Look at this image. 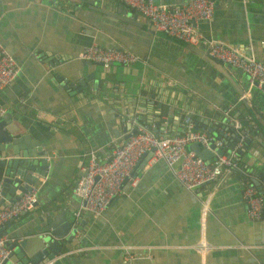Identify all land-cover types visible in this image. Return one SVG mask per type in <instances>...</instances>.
<instances>
[{"label": "crops", "instance_id": "0c3cea01", "mask_svg": "<svg viewBox=\"0 0 264 264\" xmlns=\"http://www.w3.org/2000/svg\"><path fill=\"white\" fill-rule=\"evenodd\" d=\"M196 28L203 42L178 40L120 0H0V43L19 65L0 90V109L10 111L16 132L38 142L33 150L50 154L40 168L46 176L35 179L34 205L0 228L6 246L63 212L79 228L60 238L52 264H264V203L260 217L250 218L241 196L245 184L264 189V88L240 98L246 75L208 58L206 47L219 41L264 61V0H216ZM90 42L138 59L93 63L80 56ZM183 113L207 122L201 125L222 148L242 132L237 168L189 189L163 159L144 154L131 171L134 184L125 181L99 214L81 208L74 215L80 197L73 186L88 151L105 155L137 123L178 131ZM42 153L19 157L36 158L34 168ZM0 159L1 178L12 162L7 154ZM13 192L9 183L0 206ZM199 241L208 247L198 250ZM126 246L135 254L128 260Z\"/></svg>", "mask_w": 264, "mask_h": 264}, {"label": "built area", "instance_id": "2783aa9c", "mask_svg": "<svg viewBox=\"0 0 264 264\" xmlns=\"http://www.w3.org/2000/svg\"><path fill=\"white\" fill-rule=\"evenodd\" d=\"M120 1L146 19L153 29L161 30L178 40L197 44L203 42V38L196 24L211 17L216 0H182L179 3L158 0ZM206 47L210 56L218 59L220 63L238 68L246 75L248 87L241 93L240 98H245L253 86L264 88V61L243 53L237 46L219 41L208 42ZM80 56L103 64L110 62L129 64L138 59L137 54L129 49L103 47L94 42L84 44ZM18 71L19 65L15 58L0 43V90L17 75ZM227 110L228 108L224 112ZM2 112L1 108L0 113ZM175 123L179 124V130L171 132L165 130L157 132L150 129V125L137 123L136 132H128L127 136L110 148L105 155L99 157L95 151H88L85 160L78 164L79 174L73 186V191L80 197V205L73 212L74 215H77L81 208L99 214L120 191L125 181L134 184L136 176L132 175L131 171L135 162L144 154L148 155L147 160L163 159L177 181L189 189L202 182L216 180L237 168L236 151L244 140L242 132L234 135L233 145L222 148V140L208 133L203 125H195L191 114L183 113ZM191 142H198L201 147L207 149L210 148V143H213L222 151L213 152L212 158H202L194 150L186 148ZM42 155L46 160L50 156L46 152ZM46 169L47 167L44 169L43 178L46 176ZM38 186L39 181L35 180L16 197L3 198L4 202L0 207V228L34 205ZM241 196L245 201L246 215L250 218H259L264 203V190L258 191L252 184H245ZM205 205L206 203L203 204L204 207ZM4 239V235L0 233V264L10 250ZM207 247L204 241L195 244L198 250ZM125 249L127 250L123 256L125 260L135 256L130 246H126ZM146 255L149 256V253ZM52 262L53 257L42 264Z\"/></svg>", "mask_w": 264, "mask_h": 264}, {"label": "water", "instance_id": "95a60500", "mask_svg": "<svg viewBox=\"0 0 264 264\" xmlns=\"http://www.w3.org/2000/svg\"><path fill=\"white\" fill-rule=\"evenodd\" d=\"M242 52L247 54L249 51L242 50ZM207 57L220 64L218 59L210 56L208 53ZM93 63L98 64L100 62ZM108 64L118 63L110 62ZM261 88L263 87L261 86ZM10 117V111H6L0 115V155L7 154L11 156L10 162H12L11 168L5 171L3 176L0 178V182L2 184L0 186V195H5L4 191L7 189L9 183L14 187L15 191L10 196L6 194V198L8 199L16 197L27 187L29 183L35 181L37 176L43 172L40 171V168L46 165L44 157L40 158V164L36 165L34 168L31 163L36 164L38 162L36 158H32L29 162L24 157H19V154H31L33 156L36 154L41 155L42 150H40V148L33 150L32 146L38 145V142H35V140H32L25 134L16 132L15 129H13V125L16 121H12ZM155 122L158 123V121ZM150 129L157 131L156 126H152ZM130 132H136L135 128H133ZM125 136H127V134H125ZM209 146L212 150L210 148L207 149L201 147L198 142H191L186 145V148L194 150L199 156L206 159L209 158L213 152L220 153L222 151L220 147H215L213 143H210ZM4 163V159H0V165L3 166ZM26 169L28 170L26 171ZM14 173H17L18 175L13 177ZM255 182L257 184V181ZM262 190L264 189L259 191ZM0 207H2V205ZM78 228L79 226H71V222L63 216V212L55 214L52 217V220L46 219L45 224L39 226L32 237H24L18 242H11L8 244L7 246L10 249L9 253L1 264L7 260L11 262L15 261V264H42L59 250L61 246L60 238L64 237L66 240H69V238H71V234Z\"/></svg>", "mask_w": 264, "mask_h": 264}, {"label": "trees", "instance_id": "16d2710c", "mask_svg": "<svg viewBox=\"0 0 264 264\" xmlns=\"http://www.w3.org/2000/svg\"><path fill=\"white\" fill-rule=\"evenodd\" d=\"M191 118H192V120H193V122H194V124L195 125H201V124H205L206 125V123L207 122H203V121H201V120H197L196 118H193L192 116H191ZM228 141L225 143V146L227 145V146H231V145H233L234 143H235V139L234 138H231V139H227Z\"/></svg>", "mask_w": 264, "mask_h": 264}]
</instances>
